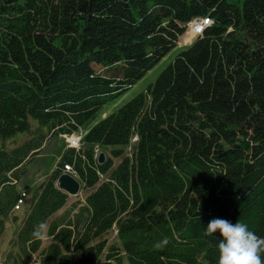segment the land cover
<instances>
[{
	"label": "trees",
	"instance_id": "trees-1",
	"mask_svg": "<svg viewBox=\"0 0 264 264\" xmlns=\"http://www.w3.org/2000/svg\"><path fill=\"white\" fill-rule=\"evenodd\" d=\"M205 19L155 83L87 133L91 147L65 151L6 264H219V234H204L216 218L264 238V0H0V236L48 136L79 132ZM19 135L32 139L8 148ZM95 146L120 148L100 164ZM67 165L94 190L50 222L43 248L32 234L66 206Z\"/></svg>",
	"mask_w": 264,
	"mask_h": 264
},
{
	"label": "rangeland",
	"instance_id": "rangeland-1",
	"mask_svg": "<svg viewBox=\"0 0 264 264\" xmlns=\"http://www.w3.org/2000/svg\"><path fill=\"white\" fill-rule=\"evenodd\" d=\"M189 29L190 28H188L187 31H189ZM195 29L196 26H193L186 38L182 39V36L178 45L173 48L158 64H156V66H154L148 73H146V75L135 85H133L113 101L104 105L102 109H100L88 123L81 127L80 133L85 137L95 125H97L109 115L117 112L123 105L128 103L137 95L145 92L151 84L155 83L161 72H163V70H165L171 63H173L175 58L182 51L187 50L193 44V42L195 41L194 38H196L197 36L195 34ZM96 69L99 72L103 71L101 66H96ZM31 139L32 137L30 135H19L14 137L13 139L8 140L6 142V145L8 148H15L23 144L25 141ZM87 146L91 147V145H86L85 147ZM67 148L68 140L64 135L51 134V136H48L42 147L38 150L37 156H35L31 160V162H27L30 158L26 160L27 163L25 162V169H23V171L25 172L21 175V178L18 182V190L21 194L20 201L17 207L6 219L4 233L0 236V264H6V261H8L7 257L12 250V244L16 240L19 228L24 218L26 217L27 212L29 211L35 191L42 183L47 181V179L55 171ZM119 148L120 147L117 146H100V150L106 153V155L109 157H112L113 150H117ZM125 151L126 154H131L128 148H126ZM113 160L115 167L121 162L122 158H113ZM93 190L94 189L85 190L84 187H82L78 196H69V200L66 206L49 221L47 228L54 218H69L70 216H73L75 212L78 211V209L75 208V204H83L87 196ZM102 239H108L109 245H111L112 243H119L117 234L113 230L106 234ZM49 243V238L47 236L44 237L43 248L48 246ZM37 259L38 255H35L32 261L28 262L27 264H33V262ZM10 262L9 263L12 264L13 261Z\"/></svg>",
	"mask_w": 264,
	"mask_h": 264
},
{
	"label": "clouds",
	"instance_id": "clouds-1",
	"mask_svg": "<svg viewBox=\"0 0 264 264\" xmlns=\"http://www.w3.org/2000/svg\"><path fill=\"white\" fill-rule=\"evenodd\" d=\"M46 229L44 222L39 223L33 231V237L43 239ZM204 234L210 237L219 234V264H264V238L249 230L247 224L239 220L232 223L216 218L208 223ZM168 243L165 238L154 247L163 249Z\"/></svg>",
	"mask_w": 264,
	"mask_h": 264
},
{
	"label": "water",
	"instance_id": "water-1",
	"mask_svg": "<svg viewBox=\"0 0 264 264\" xmlns=\"http://www.w3.org/2000/svg\"><path fill=\"white\" fill-rule=\"evenodd\" d=\"M106 161V155L101 153L99 163L103 164ZM58 189L64 191L69 196L75 197L80 192V182L70 174L64 173L57 180Z\"/></svg>",
	"mask_w": 264,
	"mask_h": 264
},
{
	"label": "built area",
	"instance_id": "built-area-1",
	"mask_svg": "<svg viewBox=\"0 0 264 264\" xmlns=\"http://www.w3.org/2000/svg\"><path fill=\"white\" fill-rule=\"evenodd\" d=\"M210 24H212V21L209 20V19L196 20V25H197L199 31L201 30V28L206 27V26H208ZM79 145H80V137L78 135H74L72 137V146L73 147H79ZM98 155H99V150L96 149V157H98ZM65 170L68 171V172H73L75 174V172L73 170V167L70 166V165H67L65 167Z\"/></svg>",
	"mask_w": 264,
	"mask_h": 264
},
{
	"label": "bare ground",
	"instance_id": "bare-ground-1",
	"mask_svg": "<svg viewBox=\"0 0 264 264\" xmlns=\"http://www.w3.org/2000/svg\"><path fill=\"white\" fill-rule=\"evenodd\" d=\"M195 27V26H194Z\"/></svg>",
	"mask_w": 264,
	"mask_h": 264
}]
</instances>
